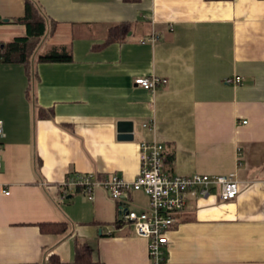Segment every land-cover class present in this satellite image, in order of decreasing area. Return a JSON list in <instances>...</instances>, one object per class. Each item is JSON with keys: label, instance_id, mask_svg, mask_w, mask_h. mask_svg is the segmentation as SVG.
I'll use <instances>...</instances> for the list:
<instances>
[{"label": "crops", "instance_id": "obj_1", "mask_svg": "<svg viewBox=\"0 0 264 264\" xmlns=\"http://www.w3.org/2000/svg\"><path fill=\"white\" fill-rule=\"evenodd\" d=\"M35 2L53 29L36 55L65 47L72 61L35 63L33 78L0 62V264H77L78 245L92 264H151L149 241L118 220L120 208L148 210L147 195L62 200L61 186L75 175L133 182L154 141L168 174L240 186L231 202L191 199L167 233L166 264H264V0ZM25 14L26 0H0V44L27 36L12 23ZM140 77L167 83L151 92ZM120 121L134 123L133 141L118 139ZM64 222L62 236L39 227Z\"/></svg>", "mask_w": 264, "mask_h": 264}, {"label": "built area", "instance_id": "obj_2", "mask_svg": "<svg viewBox=\"0 0 264 264\" xmlns=\"http://www.w3.org/2000/svg\"><path fill=\"white\" fill-rule=\"evenodd\" d=\"M242 79H228L226 84L239 85ZM166 79L158 77H140L134 84L142 89L154 92L165 85ZM246 124V123H245ZM154 127V123L147 125ZM4 136L3 123L0 121V137ZM141 170L133 182H128L118 175L108 178L75 175L63 184L61 199L69 193L81 189L92 196L97 189L105 190L112 199L120 200L131 191H140L148 196L150 207L142 213L120 208L119 222L129 224L136 236L149 241L151 264H163L168 245L167 233L176 225L177 215L186 210L191 199L208 197L217 193L222 202L234 201L240 186L234 175L207 176L196 174L190 177L174 176L165 171L164 146L156 141L143 142L141 145ZM2 168V146L0 145V170ZM6 194H9L7 191Z\"/></svg>", "mask_w": 264, "mask_h": 264}, {"label": "trees", "instance_id": "obj_3", "mask_svg": "<svg viewBox=\"0 0 264 264\" xmlns=\"http://www.w3.org/2000/svg\"><path fill=\"white\" fill-rule=\"evenodd\" d=\"M206 1H228V0H206ZM14 24H22L27 27L26 37L16 38L9 43L0 44V62L5 64H23L29 75L33 78V64L52 62L67 63L72 61V55L65 47L51 48L46 54H37L36 50L43 39L52 31V25L42 12L35 0H26V14L22 18L14 19ZM126 26L114 27L110 31V39L117 40L124 35ZM34 59V60H33ZM35 66V65H34ZM45 118L49 117L48 115ZM121 223V222H119ZM44 233L65 235L68 232L67 223L42 224L39 226ZM166 259L163 264H166ZM77 264H92L90 250L86 245H78L76 252Z\"/></svg>", "mask_w": 264, "mask_h": 264}, {"label": "water", "instance_id": "obj_4", "mask_svg": "<svg viewBox=\"0 0 264 264\" xmlns=\"http://www.w3.org/2000/svg\"><path fill=\"white\" fill-rule=\"evenodd\" d=\"M120 141L134 140V123L130 121H120L117 125Z\"/></svg>", "mask_w": 264, "mask_h": 264}]
</instances>
